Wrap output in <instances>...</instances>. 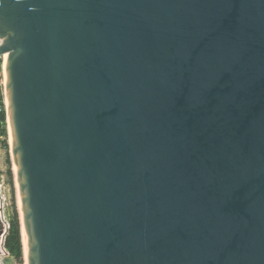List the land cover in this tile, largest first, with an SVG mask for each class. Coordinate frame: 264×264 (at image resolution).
Masks as SVG:
<instances>
[{"label":"water","instance_id":"1","mask_svg":"<svg viewBox=\"0 0 264 264\" xmlns=\"http://www.w3.org/2000/svg\"><path fill=\"white\" fill-rule=\"evenodd\" d=\"M1 57L25 264H264V0H0Z\"/></svg>","mask_w":264,"mask_h":264},{"label":"built area","instance_id":"2","mask_svg":"<svg viewBox=\"0 0 264 264\" xmlns=\"http://www.w3.org/2000/svg\"><path fill=\"white\" fill-rule=\"evenodd\" d=\"M2 60L1 70H0V79H1V90H0V114H5V120H0V147H2L3 143L8 142L10 145V132L7 120V107H6V93H5V84L2 80L3 70H4V59L1 57L0 61ZM8 200L7 195L5 193L4 184L0 181V220L3 225V229L0 233V261H4L7 258H11L10 252L6 247V240L10 229L12 227V220L11 216L9 215L8 211Z\"/></svg>","mask_w":264,"mask_h":264},{"label":"trees","instance_id":"3","mask_svg":"<svg viewBox=\"0 0 264 264\" xmlns=\"http://www.w3.org/2000/svg\"><path fill=\"white\" fill-rule=\"evenodd\" d=\"M0 120H5V114H0ZM3 147H9L8 142L3 143ZM7 174L10 178H13V172L11 169H8ZM13 183V182H12ZM12 227L8 234L6 240V247L10 252L12 257L13 264H24V251H23V242L21 235V226L19 213L17 210L14 211V214L11 217Z\"/></svg>","mask_w":264,"mask_h":264},{"label":"rangeland","instance_id":"4","mask_svg":"<svg viewBox=\"0 0 264 264\" xmlns=\"http://www.w3.org/2000/svg\"><path fill=\"white\" fill-rule=\"evenodd\" d=\"M0 64H2V60L0 61ZM0 68H1V66H0ZM4 154H5L4 155L5 158L8 157V162H6V164L3 165L4 170L0 171V181H2L4 184V189H5V193L7 195V200H8L7 211L9 213V215L12 217L15 210H17L19 212L20 205H19V201H18V192H17V185H16V180H15V174H14V167H13V163H12L11 155H10V146H9V148L5 149ZM8 169L12 170L13 178H10L8 176V174H7ZM11 259H12V257L5 259V261L11 260ZM24 264H25V260H24Z\"/></svg>","mask_w":264,"mask_h":264},{"label":"crops","instance_id":"5","mask_svg":"<svg viewBox=\"0 0 264 264\" xmlns=\"http://www.w3.org/2000/svg\"><path fill=\"white\" fill-rule=\"evenodd\" d=\"M7 147H0V171H2V170H4V167H3V165L4 164H6V162H8V157L7 158H5V149H6ZM9 148V147H8ZM0 264H13V261H12V259L11 260H4L3 262L2 261H0Z\"/></svg>","mask_w":264,"mask_h":264},{"label":"bare ground","instance_id":"6","mask_svg":"<svg viewBox=\"0 0 264 264\" xmlns=\"http://www.w3.org/2000/svg\"><path fill=\"white\" fill-rule=\"evenodd\" d=\"M4 58H5V55H4ZM2 80H3V83L5 84L6 83L5 62H4V70H3ZM10 141H12V137H10ZM14 171H16V167L15 166H14ZM16 185H17V183H16ZM18 201H19V205L21 206V199H20L19 193H18ZM25 245H26V239H25ZM25 257H26V260H27L26 247H25ZM26 264H27V262H26Z\"/></svg>","mask_w":264,"mask_h":264}]
</instances>
